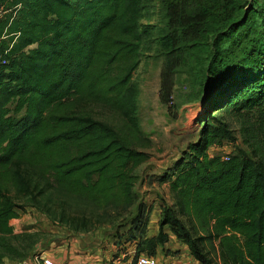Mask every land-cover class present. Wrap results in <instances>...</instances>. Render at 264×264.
I'll use <instances>...</instances> for the list:
<instances>
[{
  "label": "trees",
  "instance_id": "16d2710c",
  "mask_svg": "<svg viewBox=\"0 0 264 264\" xmlns=\"http://www.w3.org/2000/svg\"><path fill=\"white\" fill-rule=\"evenodd\" d=\"M214 7L201 13L239 18L214 30L200 138L160 179L174 202L150 237L154 205L135 191L153 147L134 83L147 0H0V264L36 244L10 226L27 206L75 234L129 227L137 259L177 254L169 230L200 264H264V9ZM172 89L165 77L170 108ZM238 135L244 148L211 155Z\"/></svg>",
  "mask_w": 264,
  "mask_h": 264
},
{
  "label": "rangeland",
  "instance_id": "374dc122",
  "mask_svg": "<svg viewBox=\"0 0 264 264\" xmlns=\"http://www.w3.org/2000/svg\"><path fill=\"white\" fill-rule=\"evenodd\" d=\"M218 2L224 6L230 4L229 11L235 7L236 2L243 4L244 11L247 12L256 4L264 9V0H178L175 4H171L169 0H147L148 14L142 21V63L134 83L139 90L138 120L144 135L152 140L153 147L149 151V162L137 171L139 181L135 191L140 200L147 198L151 205L155 206L162 201V205L156 207L155 215H158L163 205H172L174 202L169 184L161 185L160 179L171 173L179 159L200 138V119L206 113V93L201 84L207 80L206 73L212 62L214 30L224 19L234 22L239 18L232 19L227 15L223 19L219 11L209 16L201 13L204 8H210L213 12ZM169 36L175 37L174 46H167ZM165 77L173 84L171 99L174 108H170L162 100ZM11 109L13 111L14 107ZM238 137L239 143L236 146L227 144L222 148L214 147L211 155H222L226 158L237 147L244 148L241 136ZM157 198L159 201L155 200ZM33 209L27 206L21 213L28 210L31 217H44L40 211ZM102 229L117 233L119 238L115 246L117 251H124V262L138 264L136 255L130 254L127 248L120 249L129 243V227L121 231L117 227ZM29 245V241L21 236L15 244L20 252H28ZM179 246V242L173 237L169 247ZM0 251L3 249L0 248ZM171 255L177 256L176 261L180 262L181 251Z\"/></svg>",
  "mask_w": 264,
  "mask_h": 264
},
{
  "label": "crops",
  "instance_id": "0c3cea01",
  "mask_svg": "<svg viewBox=\"0 0 264 264\" xmlns=\"http://www.w3.org/2000/svg\"><path fill=\"white\" fill-rule=\"evenodd\" d=\"M155 200L159 201L158 198ZM145 201L149 202V199L146 198ZM161 202L154 206L153 216L149 224L150 237L157 236L159 233L161 208L158 215L155 213L156 207L162 205ZM152 203H154V197ZM19 215V218L10 222L14 234H35L37 235L36 244L33 245L27 259L18 260L5 257L4 264H34L32 259L35 255H42L53 260L56 264H131L124 262V251L116 250L115 242L118 240V235L115 231L101 229L90 235L87 233L75 234L66 227L51 222L45 216L34 215L31 217L28 210L22 213L20 211ZM167 232L170 234L171 241L165 249L172 252L181 251L179 260L184 264H200L191 256L189 248L181 241L176 239L180 244L179 247H169L175 236L169 230ZM122 248L120 249L127 248L130 254H136L134 243H128L125 248ZM157 257L161 263H166L176 259L177 256L167 255L164 248H160Z\"/></svg>",
  "mask_w": 264,
  "mask_h": 264
},
{
  "label": "built area",
  "instance_id": "2783aa9c",
  "mask_svg": "<svg viewBox=\"0 0 264 264\" xmlns=\"http://www.w3.org/2000/svg\"><path fill=\"white\" fill-rule=\"evenodd\" d=\"M4 61L2 65H5ZM135 255V253H134ZM34 264H56L53 260L43 257L42 255H35L32 259ZM138 264H184L176 260L161 263L156 257H150L148 255H141L138 258Z\"/></svg>",
  "mask_w": 264,
  "mask_h": 264
}]
</instances>
